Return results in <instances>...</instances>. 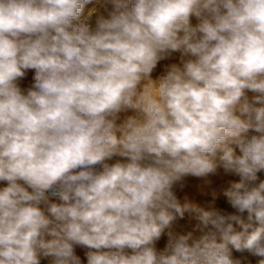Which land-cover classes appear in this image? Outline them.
<instances>
[{
	"label": "clouds",
	"instance_id": "clouds-1",
	"mask_svg": "<svg viewBox=\"0 0 264 264\" xmlns=\"http://www.w3.org/2000/svg\"><path fill=\"white\" fill-rule=\"evenodd\" d=\"M90 2L0 0V264H81L75 246L87 264H241L229 245L264 258V0H110L94 28ZM174 51L190 58L151 80ZM218 152L248 222L173 191L215 174ZM185 212L198 238L170 230Z\"/></svg>",
	"mask_w": 264,
	"mask_h": 264
},
{
	"label": "rangeland",
	"instance_id": "rangeland-1",
	"mask_svg": "<svg viewBox=\"0 0 264 264\" xmlns=\"http://www.w3.org/2000/svg\"><path fill=\"white\" fill-rule=\"evenodd\" d=\"M94 4H97L98 7L101 8L103 7V9H108L109 11L114 10V6L110 2V0L107 1L99 0L98 3H94ZM89 6H91V3L86 4L84 6V9L88 8ZM101 8H100L101 13L99 15L102 16L104 15L105 11L102 10ZM91 24L92 27L94 28L95 26L92 21ZM178 52L180 51L171 52L166 58L160 60L157 63L156 67L152 70L150 74V79L158 82L159 76L162 74H167L168 71L171 70V67L173 65L182 67V61L185 59H183ZM186 58H190V57L186 56ZM31 72L34 73L35 71L32 69ZM26 77L28 78V70L26 71ZM147 82H148L147 80H142L140 87L142 88V86ZM246 95L249 98V101L251 102L253 96L256 94L253 93L252 91L246 90ZM257 106L260 105L257 104ZM136 115L137 112L133 109L122 111L118 114V119L116 120V124L121 125L129 116H136ZM116 134H117V138H120L122 135L119 131ZM246 135L250 138L252 135H259V133H256L254 130H249V132ZM231 147L234 148L235 153L237 155H242V153L240 152L239 148L236 145H231ZM221 155L222 153L218 152L215 157L216 163L218 165L215 174L210 173L202 177H197L192 175L186 176L181 182L174 185L173 191L175 192L177 199L182 205L187 203L190 205L198 206L205 210H217L222 213L242 215V218L245 220V222H248L247 212L243 214L238 213L235 209L232 208L231 204L228 201V197L225 195L227 191L232 189V185L234 183L240 182L241 177L235 173H231V172L226 173L224 171L222 167V161H220ZM117 161L122 163H127L128 159L124 157L114 156L110 160H106L105 163L111 165L116 163ZM260 181H264V170L257 172V181L255 183H259ZM20 183L23 182L20 181ZM2 188L3 185L2 187L0 185V189ZM52 202H57V201H52ZM41 207L43 208L44 206L41 205ZM198 224L199 221L195 218L194 213L185 212L182 218L179 215H177L176 219L172 222V226L170 230L176 233L177 235H187L188 233H192L193 238H198L200 235L203 234L200 228L198 227ZM253 225L254 227L259 226L258 222H253ZM234 228L236 231L242 230L240 226L235 223H234ZM168 231L169 229H165L160 239L155 242V247L158 251H162L165 248L168 242V235H167ZM205 231L207 230L205 229ZM249 231H251V229H249ZM217 241L222 242L220 240L219 235L217 237ZM229 249L232 252L233 258L240 259L241 264H259L260 259H264L261 257L253 256L249 254L247 251L239 252L231 245H229ZM40 264H47V263H43L42 261H40ZM49 264H51V258Z\"/></svg>",
	"mask_w": 264,
	"mask_h": 264
},
{
	"label": "crops",
	"instance_id": "crops-1",
	"mask_svg": "<svg viewBox=\"0 0 264 264\" xmlns=\"http://www.w3.org/2000/svg\"><path fill=\"white\" fill-rule=\"evenodd\" d=\"M92 4H94V2L92 3ZM91 4V5H92ZM94 6H95V9H96V11H95V13H97V14H100L101 13V11H100V8L101 7H98V5L97 4H94ZM91 7V6H90ZM90 7H88V8H90ZM87 8H85V9H83V14H85L84 13V10H86ZM111 12L112 11H109L108 9H106L105 10V12H104V15L105 16H107V17H110V14H111ZM190 21H191V23H192V25L193 26H195L196 24H198L199 23V20L196 18V17H191L190 18ZM180 55H182V53H180V52H178ZM183 57V56H182ZM183 59H189V58H186V56H184V58ZM31 70L32 69H29L28 70V78L26 77V72H25V75H24V77H22V78H20L18 81H17V83H18V86L21 88V90L23 91V92H26L28 89H30V87L33 85V83L35 82L34 81V75H35V72L34 73H32L31 72ZM27 71V70H26ZM35 71V70H34ZM7 185V182H5V181H0V185H1V187H2V185H3V187H6V185ZM26 187V186H25ZM29 191H31V189H28ZM74 251H75V254L80 258V260H81V264H87V256H86V253H87V251H89V249H87L86 247H82V246H75L74 247ZM105 251H107V249H105ZM125 251L128 253V254H131V249H125ZM41 261L43 262V263H47V264H49L48 263V261L44 258V257H41Z\"/></svg>",
	"mask_w": 264,
	"mask_h": 264
},
{
	"label": "built area",
	"instance_id": "built-area-1",
	"mask_svg": "<svg viewBox=\"0 0 264 264\" xmlns=\"http://www.w3.org/2000/svg\"><path fill=\"white\" fill-rule=\"evenodd\" d=\"M98 1L99 0H91V2L90 3H98ZM104 1H107V0H104ZM90 3H88V4H90ZM102 10H106V9H103V7L101 8ZM101 15H99V14H97V13H94L93 14V17H92V22H93V24H94V26H95V21H96V19L98 18V17H100ZM105 19H107V18H110V17H107V16H105V15H102ZM165 75H167V74H162V75H160L159 76V78H158V81H159V79L160 78H162L163 76H165ZM35 83V82H34ZM33 83V84H34ZM33 86V85H32ZM32 86L30 87V88H32ZM25 94L27 93V91L26 92H24ZM98 171H101L102 170V165H96V166H94ZM50 199L52 200V201H57V202H59V200H58V198H56V197H50Z\"/></svg>",
	"mask_w": 264,
	"mask_h": 264
},
{
	"label": "bare ground",
	"instance_id": "bare-ground-1",
	"mask_svg": "<svg viewBox=\"0 0 264 264\" xmlns=\"http://www.w3.org/2000/svg\"><path fill=\"white\" fill-rule=\"evenodd\" d=\"M92 4V3H91ZM90 7V6H89ZM93 8H95V6H94V4H92L91 5V7L90 8H87L86 10H84V13L86 12V14L91 10V9H93ZM85 14V15H86ZM183 55H181V57H182ZM182 58H184V56L182 57ZM48 262H50V258H45Z\"/></svg>",
	"mask_w": 264,
	"mask_h": 264
}]
</instances>
